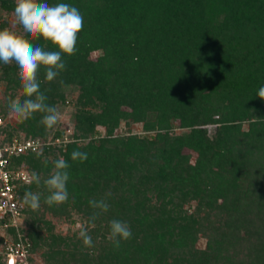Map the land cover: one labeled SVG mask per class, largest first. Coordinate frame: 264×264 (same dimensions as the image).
Listing matches in <instances>:
<instances>
[{
	"label": "trees",
	"instance_id": "16d2710c",
	"mask_svg": "<svg viewBox=\"0 0 264 264\" xmlns=\"http://www.w3.org/2000/svg\"><path fill=\"white\" fill-rule=\"evenodd\" d=\"M42 2L78 8L84 27L76 53L62 54L66 69L51 82L43 67L38 73L46 104L72 107L71 137L10 162L41 177L40 185L17 189L33 258L43 264H264V100L258 97L264 0ZM15 4L0 0V29L11 30ZM0 82L7 138L62 136L56 125L41 123L43 113L21 120L10 111L9 99L26 98L15 62L0 63ZM120 122L139 123L143 133H116ZM74 150L87 160L73 161ZM60 158L69 164V198L49 206L43 180ZM29 191L41 194L37 210L23 203ZM102 198L110 207L93 227L88 221L97 210L89 201ZM72 214L88 228L93 247L83 245L81 227L55 231ZM114 219L132 232L119 248L108 239Z\"/></svg>",
	"mask_w": 264,
	"mask_h": 264
},
{
	"label": "clouds",
	"instance_id": "9594fccd",
	"mask_svg": "<svg viewBox=\"0 0 264 264\" xmlns=\"http://www.w3.org/2000/svg\"><path fill=\"white\" fill-rule=\"evenodd\" d=\"M14 13L23 33L32 39H42L50 42L58 51H48L30 42L24 34L7 28L0 29V63L15 62L18 80L21 84L23 101L9 99V109L21 120L32 118L35 113H43L41 123L52 128L58 123L59 113L53 106L46 104L47 97L40 91L38 73L41 67L45 69V79L53 81L61 71L66 69L63 55H74L77 51L78 34L84 27V18L78 8L67 3L50 5L42 0H16ZM258 97L264 100V86L258 90ZM88 154L74 150L73 161L87 160ZM69 164L60 158L54 161V171L43 180L50 193L45 200L49 206L63 204L68 201L67 182ZM29 183L41 184V177L32 172ZM41 194L26 192L23 203L33 210L40 207ZM89 205L97 210L89 217L88 223L95 226V220L109 210L106 199L90 200ZM108 239L114 247L119 248L121 241L132 238V232L127 222L111 220L109 222ZM79 238L87 248L93 247L92 237L87 227H81Z\"/></svg>",
	"mask_w": 264,
	"mask_h": 264
},
{
	"label": "built area",
	"instance_id": "2783aa9c",
	"mask_svg": "<svg viewBox=\"0 0 264 264\" xmlns=\"http://www.w3.org/2000/svg\"><path fill=\"white\" fill-rule=\"evenodd\" d=\"M2 126L0 118V264H36L21 231L24 214L17 195L18 185L28 183L29 175L23 168L12 169L10 162L15 156L60 143L57 138L45 141L23 135L7 138Z\"/></svg>",
	"mask_w": 264,
	"mask_h": 264
},
{
	"label": "rangeland",
	"instance_id": "374dc122",
	"mask_svg": "<svg viewBox=\"0 0 264 264\" xmlns=\"http://www.w3.org/2000/svg\"><path fill=\"white\" fill-rule=\"evenodd\" d=\"M7 23H8L9 28L12 31L18 32L19 23L17 22L15 15L8 16ZM96 55H97V53L93 52L91 54V57L94 58ZM2 87H3V83L0 82V93H1ZM58 113H59V119H58V123L56 124V126H57V129L58 128L62 129V136L57 137V139H58L57 143L59 144V143H65L67 140H69V138L71 137V134L73 133L72 120H71L72 107L70 105L65 104V105L59 107ZM10 121H12V120H10ZM3 124H4V122H3ZM210 128H211L210 126H207L208 130H210ZM99 131L102 132L101 128H99ZM126 131L133 133V134L134 133H137V134L143 133V131L141 129V125L139 123H131L128 126H126L123 122H120L118 128L115 130L116 133H124ZM21 135H23V134L21 133L17 136L21 137ZM49 137H52V135H50ZM59 141H61V142H59ZM81 226H82V224L80 223L79 218L75 214H72V215H70V218H60L58 220V222L56 223L55 231L59 232L61 234H70L72 231L79 229ZM196 246L199 248H202L204 246V239L199 238L196 242ZM36 264H43V263L37 258Z\"/></svg>",
	"mask_w": 264,
	"mask_h": 264
}]
</instances>
